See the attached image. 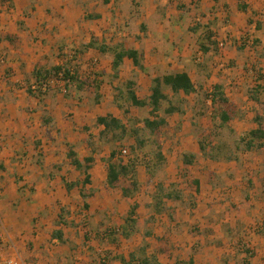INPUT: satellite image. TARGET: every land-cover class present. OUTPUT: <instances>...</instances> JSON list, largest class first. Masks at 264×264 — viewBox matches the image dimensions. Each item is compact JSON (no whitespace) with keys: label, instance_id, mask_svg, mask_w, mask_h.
Returning a JSON list of instances; mask_svg holds the SVG:
<instances>
[{"label":"crops","instance_id":"crops-1","mask_svg":"<svg viewBox=\"0 0 264 264\" xmlns=\"http://www.w3.org/2000/svg\"><path fill=\"white\" fill-rule=\"evenodd\" d=\"M29 1L31 0H10L3 3V0H0V58L1 56L6 58L5 63H2L0 59V164H3L6 168L5 171L0 169V178L4 177L2 178L3 181L1 183L4 187L8 185V192H11L10 190L14 191L16 186H22L29 182L26 180V170L15 167L18 166V159L22 157L21 153L27 158H35V160L38 161L39 156L43 151H47L49 147L51 148L49 137L56 138V133L58 136L61 129L60 122H58L59 119L57 118V109L53 110L52 107H55L58 102H62L61 96L63 95L59 92H54V99H49L47 97L41 104L39 99L27 93V86H25L27 82L26 80L31 78L32 72L35 68L41 66L49 67L64 63V59L58 56V54H60V48H62L64 44H61V42L67 43V37L69 35L72 36L74 33L76 34L77 29L75 28V23L80 18L79 8L76 6L74 7V5L77 4H73L74 1L77 0H43V2L37 4L35 6L36 9L33 11L31 10L28 15L26 12ZM107 1L108 2L103 0L104 3H107L104 7L110 6V4L113 3V0ZM187 1L188 2L184 3L188 5L190 11L193 12L194 15L197 13V17H195L196 24L194 25H200L197 39H199V32L202 33V28L205 26L204 22H206L205 20L207 19L208 21L206 23L208 24H211L214 20L217 22L226 21L225 24H220L222 27L219 31L227 30L229 32H236L237 34H244L247 31L250 34L252 33L255 39L254 46H250L245 42L239 47L231 45L225 49L224 58L232 64L242 65L241 63H243V68L238 67L228 69L226 67L227 74L225 81L220 84L224 85L226 95L238 106L241 114V119L238 121L239 124L244 125L249 117L253 122L250 123L251 128L249 131L256 129L258 125L255 122V118L258 115L264 114L261 105L264 103V0H200V8L198 7L196 10L195 5L190 4H192L193 1L197 2V0ZM241 7H244L245 9H241ZM103 11H105L104 8L103 10H96V13L101 15V18L98 20H103V18L106 17L108 18V15ZM161 13L163 14L162 16L166 15V19L170 25L166 23L165 25H161L160 23H157L158 20L156 17L153 20L150 19L148 15V18L146 17L145 19L150 20L152 24L145 20L144 24L147 23L148 26L146 25L147 28L145 32L138 33V39L141 40L140 43H136L137 45L133 47H126L136 49L140 52L143 58V64L146 68H152L157 64L165 65L164 67H168V73L187 72L193 80L190 60L187 58L193 56L192 54L194 53L193 50L195 46H199L196 49L197 52L200 50L199 48L203 40H200L201 42L195 40V37L193 36L195 33L190 31V28L194 26L188 27L189 32H191L190 36L187 32H183L182 30L181 32L179 31L181 28L178 26L179 19L177 17L169 16V14H166L167 10L165 9H163V12ZM176 14L185 16V13L180 6L178 13L176 12ZM59 15L64 18L63 20L66 25H64V21L63 23H60L61 21H58V23L56 22L55 19L57 18L55 17ZM220 25L218 24V26ZM6 36H12L16 39L9 41L6 39ZM97 36H99V34H97ZM207 45L209 46V43ZM92 50L95 51V49H89L84 53L85 58ZM99 54L101 53L99 52ZM153 54H156V59H154ZM204 54L205 56H209V54L216 55V51L213 50V47L211 46V50L208 53L204 52ZM248 55L257 60L250 63V58H247ZM94 58V60L99 61L100 56ZM112 59L110 61V67L107 68V70H103L107 74L112 73ZM222 61L225 62L224 59ZM195 62L197 61L195 60ZM128 63H131L134 66L132 60L125 59L124 64L121 67L120 78L122 76L123 67ZM132 70L136 72V76H139L138 73L141 71L138 68L134 66L131 68V71ZM232 71H237L235 72L236 76L230 78L233 73ZM91 73H93V71ZM168 73H165L164 75ZM88 75L89 74L84 77H87ZM33 80L34 79H32V83ZM236 86H238V88H236ZM248 88L251 89V93L248 92ZM204 89L206 90V88ZM211 89L212 88L208 90L210 91ZM183 95L184 94H182V96ZM253 95L256 96V99L252 97ZM72 108H74L71 111L73 114L74 110L80 108V106L76 105L72 106ZM44 110L53 118V123L48 127L44 125V116L47 114ZM248 111H251V113ZM245 113H247L246 119L244 118V115H242ZM55 122H58V128H55ZM238 122L236 124H238ZM47 131L49 134L46 133ZM47 141L49 142L48 144ZM186 151L193 152L190 150ZM163 152L165 155L164 149ZM262 152L264 154V150ZM193 153L198 154V161L194 167L201 161H204L205 167H207L206 169L209 170V175L213 174V176H221L227 171V169L233 167L235 162H238L222 161L216 163L204 159L199 151ZM41 158L43 157H40V159ZM67 161H69V159ZM41 162L44 163V160L41 159ZM260 163L263 162L261 161ZM53 165L60 164L54 162ZM36 166L37 170L35 169L34 171L38 172V177H45L46 174L44 171L46 169L43 168L44 165ZM58 167L61 171L64 170V168L61 169L62 166ZM216 167L217 169L220 167L222 168L215 170ZM139 168L138 172L140 171ZM220 171L222 174H220ZM257 171L258 172L255 174L256 177L250 182V188L253 190L244 187L246 191L244 198L242 197L239 200L231 199V201H227L223 196V190L221 192V189H218L217 195L212 196V200L215 202L206 206L208 210H210H205L206 220H202L201 216H199L201 218H197L196 220H187L189 223L185 225L187 231L182 229L179 234H175L177 236V242L173 241L174 247L171 245L170 249L167 247V244L170 243L167 234L157 231V228L161 227V224L164 222L163 217H156V221L153 225V236L145 237V231L147 229L146 221L152 214L151 205L153 202L152 200L151 202L147 201L148 209H146L147 212H145L142 217L140 216V212L143 208V202L137 197V201L140 204L138 215L139 239L134 238L133 235L128 240H122L120 246H116L108 243L101 235L99 238H102V240L108 245L107 248L104 249V256L101 254L103 249L96 244L98 240L93 237L90 238L89 241H91L94 246H97L96 250L99 251L98 254H96L99 256L96 263H92L89 260L90 252H88L87 248L90 246L83 248V250L79 249L82 251L81 253H76V250H74L75 248L71 246L73 244L69 246L70 241L73 240V237L68 235L70 228L64 225H57V219L59 212H61V208H65L68 211L67 219L74 220L76 223L83 221L82 218H96L99 212L103 211L104 208L98 206L96 209L95 206H92V202L88 201L90 208L89 210H85V203L81 202L83 197L78 187L68 192L65 185L66 183L64 182H68V180H66L64 176H61V180L63 179V185H60V181H57L58 177L49 175L46 176L49 177L48 180H40L39 183H36V197L43 193L45 198L44 200H42L43 196H41L42 199L39 198V201L44 204L43 206H41L42 204L38 205L36 209L39 208V210H43L48 206L51 208H56L55 206L58 205L60 206V211L54 212L56 213V217L54 224L52 225L53 227L51 228L50 238L53 243H57V239L53 238V233L60 229L64 232L65 239L68 240L66 243L67 248H64L65 250H68L67 254H69V258L72 257L76 261L75 264H100L102 261L103 264H122L121 261L117 260V256H119L118 247L121 248L123 246V241L129 242L131 240H138L139 242L135 244V248L134 245L129 246V254L131 252L138 253L146 243L148 245L147 254L150 256L156 255L159 264H164L165 259L167 262H170V259H172L174 263L170 262L171 264H178L180 261H189L190 259H193L195 264H264V166H259V170ZM11 176L22 178L19 182H16L15 179H10ZM193 177L199 180L200 183V193L196 195L205 196L203 175H195ZM50 178H53L51 179L52 181ZM54 182H57L58 185L53 186ZM48 183L52 184V186H48ZM206 186L209 187L207 184ZM54 189L55 191H53ZM215 189H217V187ZM254 192L256 193L255 196L253 195ZM153 193L154 192H152V195ZM254 197L255 199L257 198V200L253 201ZM212 200H208V203ZM76 203L77 209L75 207ZM217 203L219 205H217ZM247 203H249V205L253 203L254 208L255 206L257 209L260 208L256 218L260 219L258 222L259 227H257V231H254V233L247 232V229H251V225L254 224L253 218L255 220V211H252L251 213ZM170 205L171 203H169V206ZM226 205L230 206L224 207ZM200 207L201 205L196 203V207H194L193 210L196 211ZM75 209L76 213L70 212V210L74 211ZM93 211H96V213ZM175 212L177 213V209L174 210V219H170L171 224L173 225L171 226V229L173 230H175L174 226L177 225ZM210 213H214V215L218 217L209 218ZM108 215L110 214L108 213ZM142 219L143 223L141 224ZM162 219L163 222L161 221ZM118 221H120L119 218L114 215L112 222L117 223ZM112 225L113 224L111 223L110 226ZM141 226L143 228H141ZM50 227L51 226H46L45 229H49ZM245 231L249 233V235H245ZM160 238H164L165 243L161 244L159 242ZM164 244L168 248V251L163 253L159 251V248L164 246ZM248 246L253 252L252 256L247 252L249 249L247 248ZM57 248L61 249V247ZM177 251H179V253H177ZM112 257H114L113 260H111ZM125 257L128 259L127 256ZM107 261H109V263H107Z\"/></svg>","mask_w":264,"mask_h":264},{"label":"rangeland","instance_id":"rangeland-1","mask_svg":"<svg viewBox=\"0 0 264 264\" xmlns=\"http://www.w3.org/2000/svg\"><path fill=\"white\" fill-rule=\"evenodd\" d=\"M41 2H43V0L29 1L27 5L28 9L26 14L29 15L30 11L36 9L35 6L37 4H40ZM184 2L188 1L113 0V3L110 4V6L104 7V5H106L107 3H104L103 0L74 1L73 4H77L74 5V7L76 6L77 8H79L78 10L80 11V18L75 23V28L77 29L76 34L74 33L72 36L67 35V43L61 42V44L64 43L62 47L63 52L61 54H58V56L62 59H67L65 57L70 54L76 53L77 60L75 61V63L79 67V72L81 76L84 77L85 75L89 74L88 76L92 77L94 73H91L93 71L91 66L95 59L94 57L100 56L99 61H97V65L95 67L96 73L101 72L102 70H107V68L110 67V61L112 59V56L110 54L102 55L99 54V52H97L96 50L90 51L91 53L89 52L86 55V58L84 56V53H77L83 51L84 45L87 44L89 40H91L92 35L95 34L97 36V34H99V37L103 38L104 41L109 45H116L119 42H123L127 47L136 46V43H140L141 41L138 39V33H143L141 31V24L145 23V20L149 21V23L152 24L150 20L145 19L146 17L148 18V15L149 18L153 20L156 17V19L158 20L157 23H160L161 25H165V23L170 25L168 20L166 19V15L162 16L163 14L161 12H163V9L167 10L166 14H169V16H173L175 18L177 17L179 19L178 26L181 28L179 30L180 32L182 30L183 32H187L191 36V32H189L188 27L194 26L196 24L195 17H197V13L194 15L193 12L190 11L188 5H186V3ZM199 2L200 0H197V2L193 1V3L190 5H195L196 10L200 5ZM179 6L184 11L185 16L176 14V12L178 13ZM103 8L105 9V11L103 12L108 15V18H103V20L87 19V14H96L97 9L103 10ZM55 18H57L55 19L57 23L58 21H61L60 23H63L64 21V18L61 17V15L56 16ZM205 21L207 22L208 19ZM206 22H204L205 26L202 28V33L199 32V39H197L198 32L195 35L193 34V36L197 41L203 40L202 43L206 41L207 44H212L213 50L216 51V55L209 54V56L206 55L203 58L202 62H195V55L197 53L196 49L199 47L195 46L193 50L194 53L192 54L193 56H190L187 59L190 60V65L192 68L191 74L195 83L197 85L204 86V88L208 90L213 87V84L223 83L225 81L227 74L225 69L226 67L228 69L238 67L243 68V63H241L242 65L232 64L230 63V61L224 58L225 49L227 47H230L231 45L239 47L245 42L251 46L255 39L252 33L250 34L248 31L244 34H237L236 32H229L227 30L219 31L222 27V25L220 24H225L226 21L217 22L216 20H214L211 24H208ZM218 24L220 26H218ZM64 25H66L65 21ZM70 29L73 30L72 28ZM210 34H213L214 38L209 40L207 38L208 36H210ZM223 40L224 46L220 47L217 41ZM155 55L153 54L154 59H156L157 57ZM222 58L225 60V62L222 61ZM247 58H250V63L257 60L249 55ZM164 66L165 65L157 64L154 65L152 68L148 67L147 72H139V76H136V72L134 70L131 71V68L134 66L131 63L126 64L122 69V76L119 81L112 82L110 76H106L104 78L105 80L102 84L100 93L102 95V100L100 104L95 103L94 95L92 93L83 92L81 93L82 99L78 100L74 97L65 96V91H62V93H60L63 95L61 96L62 102H58L55 105V107L57 108L52 107L53 110L57 109V118L59 119L58 122H60L61 126V129L59 131L60 134L57 136L56 133V138L49 137L50 143L47 141V144L49 143L51 145V148L49 147L47 151H43V153L39 156L38 161L35 160V158H27L26 156H24V154L21 153L22 157L18 159V166H15L21 168L22 170H26V180L29 182L22 186H16L14 191L10 190L11 192H8V185L4 187L1 183L3 181L2 178L4 177L0 178V214L6 221L7 228L13 237L15 250L20 253L22 259L27 264H75L76 261L72 257L69 258V254H67L68 250H65V248H67V244L63 245L58 240L57 243H53L52 239L50 238L51 228L53 227L52 225L54 224L56 217V213L54 212L60 211V206H55L56 208H51L48 206L46 209L43 210H39V208L36 209L38 205L42 204L41 206H43L44 204L39 201V198L42 199V192V195H40V193V196L36 197V183H39L40 180H48L49 177L46 176L49 175H54L55 177H58L57 181H60V185H63V179L61 180V176H64L65 179L68 180V182L74 180H83L84 175H81L78 171L71 167V165H69V161H67L68 158L66 157V150L68 146H72L77 152L78 157L83 159L84 156L91 154V149L88 146L89 141L94 142L98 149L97 153L94 155L96 161L93 165V169L90 172L92 175V183L88 185L86 189V193L92 194V198H89L86 201L82 198L81 202L88 203V201H90L92 202V206H95L96 209L98 206H101V208H104V210L100 211L97 217L94 219H89L87 217L82 218L83 221L79 222V228L69 227L70 229L68 231V235L73 237V240L70 241L69 246L73 244L71 246L75 248L74 250H76V253H81L82 251H80L79 249L83 250V248L90 246L89 248H87L88 252H90L89 260L92 263H96L99 257L96 254H98L99 251L96 250L97 246H94L91 241L86 242L85 236L89 234L88 236L90 238L93 237L98 240L96 244L99 245L101 249H103L101 251V254L105 256L104 249H106L108 245L104 240H102V238H99L100 236L97 235L96 230H100V233H102L105 229L116 226L118 222L122 223V218L127 215L132 201L124 198L121 195L120 189L108 187L106 182L107 163L104 160L106 158H109L111 151L115 148L118 150L127 149L128 156L124 160L128 161L129 157L131 156L129 155V146L133 145L134 141L132 139L126 140L122 143L123 145H120V143H118L116 146L112 144H101L99 142L100 127L97 126L96 120L99 115L107 113H112L113 115L122 119L126 123H130V118L138 120L150 118L151 116L149 108L140 109L137 107H131V113L129 115L125 114L123 109L118 108L114 101L116 99L117 94V91L114 86L118 85L120 82L124 83L129 79H135L137 83L136 90L138 92V95L140 98L144 99L148 97L151 93L152 79L154 78V76H162L165 73H168V67L166 68ZM232 72L233 73L231 74L230 78L236 76L235 72L237 71ZM112 84H114V86H112ZM27 85L28 83L26 82L25 86ZM236 88H238V86H236ZM247 90L249 93H251V89L248 88ZM54 92L57 93V91H53L47 97L49 99H54ZM167 92L170 96H172V93L170 91ZM199 95L182 96L186 100V103H184L186 113L184 115H166L164 113V109L167 107V103L165 102L163 104V109L160 115L166 117L169 122V127L164 131L161 140L162 144H164L163 146L166 156V162L160 167L157 174L154 176L151 183L149 184L145 183L149 178V173L146 171L145 166L142 165L139 168L141 182L145 186L143 192H140L137 195L139 200L143 202V208L140 212V216L142 217L144 213L147 212L146 209H148L147 201H153L152 192H154L155 184L163 182L167 187H169L172 183L182 182L180 176L181 173H183L184 169V165L182 162L183 152H185L186 150H190L193 152L200 151L198 142L203 137V135L208 133L209 128H211L212 120L210 101H208V103L206 102L205 105H203L202 94L200 96ZM76 105H79L80 108H76L72 114L71 111L74 109L72 108V106ZM204 110H206V115L200 116L201 112H203ZM248 112L251 113V111ZM242 115H244V118L246 119L247 113ZM58 122H55L56 124L54 123L55 128H58ZM251 122V118L248 117V120L245 121L244 125L239 124V122L238 124L234 123L233 128L236 130L237 135L248 132L251 128ZM85 128H88V130H86ZM172 129L177 132L176 138ZM222 138L229 140L230 142L233 141V137L229 135V131H227L224 136H222ZM214 139L217 140L216 137ZM150 150L151 147H148L144 151L140 152V157L143 158L144 154H149ZM241 156V161L237 163L235 162L233 167L225 171L226 174H222L220 171V174H222L223 176H213V174L209 175V170L206 169L207 167H205L204 161H201L194 168H192L193 176L203 175V180L205 183V196H197L195 193H193L192 190L188 189L185 191L184 201L182 203L180 202L179 204L175 205L174 203L170 202V206H172L174 210L177 209V213L175 212L177 227L174 226L175 230L171 229V226L173 225L171 224V218L168 215H165L163 217L164 222L163 219L161 220L163 222L161 224V227L157 226V231H159L160 233L167 234L168 239L170 240V243L167 244V247L169 249L171 245L173 246V241L177 242V233L179 234L182 229L187 231V228H185V225L189 224L187 220H196L197 218L201 217L202 220H206L205 210H208L206 206L215 202L212 200V196L217 195L218 189H221V192L223 190V194H226L223 196L226 198L227 201H231V199L239 200L242 197L244 198L246 192L244 187H248L249 190L252 189L250 188V181H252L253 178L256 177L255 174L256 172H258L257 170H259V166H264V154L263 152H254ZM40 157H43L41 159L44 160V163L41 162ZM261 161L263 163H260ZM54 162H57L60 165L54 166ZM36 165H44L43 168L46 169L44 171L46 174L45 177H38V172L34 171L37 168ZM58 166H62L61 169L64 168V170L61 171ZM219 169H217V167L215 168V170ZM11 178L15 179L16 182H19L22 177L11 176L10 179ZM53 178H50V180ZM206 184L209 185V187H207ZM50 185L52 186V184L48 183V186ZM57 185V182L53 183V186ZM216 187L217 189H215ZM53 191H55V189ZM253 195L255 196L256 193L254 192ZM44 199L45 198L43 196L42 200ZM253 199V201L257 200V198L255 199V197ZM208 200L212 201L208 203ZM193 201L194 203L201 205V207L196 211L193 210ZM217 205L219 204L217 203ZM227 206L230 205H226L224 207ZM247 206L249 207L251 213L252 211H255V220L253 218L254 224L251 225V229H247V232L254 233V230L259 227L258 222L260 221V219L256 218L257 213L260 211V208L257 209L256 206L254 208L253 203L250 205L249 203H247ZM75 207L77 209V203L75 204ZM76 209L74 211L70 210V212L76 213ZM93 212L96 213V211ZM108 213L110 215H108ZM114 215L120 220L117 223L112 222V218ZM210 217L218 216L214 215V213H210L209 218ZM66 218H68L67 215ZM111 223L113 224L112 226H110ZM142 223L143 219L141 221V224ZM46 226L51 227L49 229H45ZM141 228L143 227L141 226ZM247 232L245 231V235H249V233ZM139 237V233L134 235V238L139 239ZM137 242L139 241H123V246L121 248L118 247L119 255H125L129 258V246L134 245L135 248V244H137ZM57 247H61V249ZM138 253H140V250ZM177 253H179V251H177ZM113 258L114 257H112L111 260H113ZM170 262L174 263L172 259H170ZM170 262H167L165 259L164 264H171ZM107 263H109V261H107Z\"/></svg>","mask_w":264,"mask_h":264},{"label":"trees","instance_id":"trees-1","mask_svg":"<svg viewBox=\"0 0 264 264\" xmlns=\"http://www.w3.org/2000/svg\"><path fill=\"white\" fill-rule=\"evenodd\" d=\"M7 1L10 0H3V3ZM105 1L108 2L107 0ZM241 9L245 8L241 7ZM100 18L101 15L97 13L92 15L87 14V19L89 20H98ZM146 28V24L143 23L141 25V31L145 32ZM199 29L200 25L197 24V26L190 28V31L196 34ZM212 38L213 34H210L207 39L210 40ZM6 39L12 41V39L16 38L6 36ZM254 44L255 42H253V46ZM211 46L212 44L208 46L207 42H204L201 44L200 49L208 53L211 50ZM89 49H95L103 55L110 54L112 56L111 74H107L103 70L96 73V71L93 70L95 72H93V76L91 75L92 77L81 76L79 67L75 63L77 60V55L75 53L72 54L73 56L70 59H68L69 55L65 57L67 59H64L63 64L35 68L31 78L26 80L28 83L26 88L27 93L39 99L42 104L45 98L53 91L59 93L65 91V96L74 97L78 100L82 99L81 93L89 92L94 95L95 103L100 104L102 100V95L100 93L102 84L105 80L104 78L110 76L112 82L119 81L121 67L125 59L132 60L134 66L141 72H147L140 52L133 48H127L123 42H119L116 45H109L103 38L94 34L91 40L84 45L83 51L77 53H85ZM62 51L63 48H60V54ZM32 79H34L33 83ZM52 81L56 83L51 85ZM44 85H48L46 91H43ZM112 86H114V84H112ZM136 86L137 83L135 79H129L124 83L120 82L118 85L114 86L117 91L116 99L114 100L115 104L118 108L123 109L127 115L131 113V107L140 109L149 108L150 118H145L144 120L130 118V123H126L112 113H107L99 115L96 120L97 126L100 127L99 142L101 144H112L116 146L118 143L123 145L122 143L126 140L132 139L134 141V144L129 146V155L131 156L128 161H125L121 157L122 150L115 148L111 151L109 158L104 160L107 163L108 187L120 189L122 196L132 201L127 215L122 218V223L119 222L116 226L107 228L102 233H100V230H96L98 236L102 235L108 243L116 246H120L122 240H128L139 232L138 215L140 204L137 201V195L143 191L145 186L139 178L138 168L142 165L145 166L146 171L149 173V178L145 183L149 184L160 167L166 162V157L163 152L164 144H162L161 140L164 131L169 127V122L166 117L160 115L165 102L167 103V107L164 109V113L168 116H172L175 114L184 115L186 113V109L184 108L186 100L182 97V94L186 96H197L202 94L203 105L210 101L211 128H209L208 133L203 135L198 142L199 152L206 160L216 163L222 161L239 162L242 157L241 155L262 152L264 150V114L258 115L255 118V122L258 125L256 129L237 135L232 125L240 121V111L238 106L226 95L223 84H214L209 91L205 90L202 85L197 86L187 72H172L163 76L154 77L152 79L151 93L144 99L139 97ZM167 91H170L172 96H170ZM252 97L256 99V96L253 95ZM261 105L264 110V103ZM45 112L47 114L44 116V125L48 127L53 123V118L48 115L47 111ZM205 115L206 110L200 114V116ZM85 129L88 130V128ZM227 131H229V135L233 137L232 142L222 138ZM46 133L49 134L48 131ZM173 133L176 138L177 132L173 130ZM215 137L217 140L214 139ZM88 146L91 149V154L86 155L83 159L78 157L77 152L72 146L67 148V158L69 159L70 165L81 175H84V179L65 182L68 192L78 187L85 201L92 198V194L86 193V187L92 183L90 171L93 169V165L96 161L94 155L98 151L94 142L89 141ZM148 147H151L149 154H144L143 158H141L139 155L140 152ZM197 161V153L189 151L183 152L182 162L184 169L180 176L182 182L172 183L169 187L163 182L154 185V193L152 195L153 203L151 205L152 214L146 221L147 229L145 231V237L153 236V225L156 221V217L168 215L171 219H174V208L169 206L170 202L175 205L180 202L182 203L184 201L185 191L188 189L192 190L193 193L197 195L200 193L199 180L195 179L192 175V168ZM0 169L6 170L3 164H0ZM192 206L193 208L196 207L194 201ZM89 208V204L85 202L84 209L89 210ZM60 210L61 212L58 214L57 225L73 228L80 227V224L76 223L74 220H67L66 215H68V211L65 208H61ZM88 235L89 234L85 236L86 242L90 240ZM53 238L57 239L63 245L68 242L61 229L53 233ZM159 242L161 244L165 243V239L160 238ZM164 246H161L159 251L163 253L167 252L168 248ZM147 248L148 245L145 243L140 249V253L131 252L128 259H126L124 255H119L117 256V260L121 261L122 264H159L156 255L150 256L147 254ZM247 252L250 256L253 255L250 248ZM178 264H195V261L190 259L189 261H180Z\"/></svg>","mask_w":264,"mask_h":264},{"label":"built area","instance_id":"built-area-1","mask_svg":"<svg viewBox=\"0 0 264 264\" xmlns=\"http://www.w3.org/2000/svg\"><path fill=\"white\" fill-rule=\"evenodd\" d=\"M219 46H224V40L218 41ZM253 45V44H251ZM73 55L70 54L68 56V59H70ZM205 57V54L202 50H199L196 54V61L202 62L203 58ZM1 62L5 63L6 58L4 56H1ZM97 65V61L94 60L92 63V70H95V67ZM56 82L52 81L51 85H54ZM48 88V85H44L43 91H46ZM128 156V150L123 149L121 151V157L123 159H126ZM254 231H257L255 229ZM249 248V246L247 247ZM0 264H27L21 257L20 253L15 250L14 248V241L11 233L9 232L7 225L5 223L4 218L0 214Z\"/></svg>","mask_w":264,"mask_h":264}]
</instances>
